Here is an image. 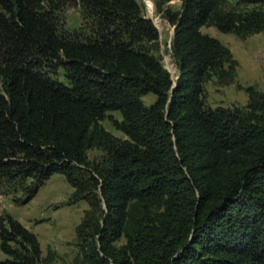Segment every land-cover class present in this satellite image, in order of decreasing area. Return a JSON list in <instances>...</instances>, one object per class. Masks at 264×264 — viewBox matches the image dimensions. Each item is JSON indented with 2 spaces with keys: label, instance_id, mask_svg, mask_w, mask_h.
Instances as JSON below:
<instances>
[{
  "label": "trees",
  "instance_id": "16d2710c",
  "mask_svg": "<svg viewBox=\"0 0 264 264\" xmlns=\"http://www.w3.org/2000/svg\"><path fill=\"white\" fill-rule=\"evenodd\" d=\"M225 1L158 6L175 27L174 79L138 0H0V193H22L16 201L27 204L60 173L75 199L104 202L94 233L87 214L77 228L90 264H264V95L249 87L244 107L205 105V82L238 63L201 31L264 32V9L225 11ZM66 4L82 8L72 32L59 22ZM149 93L157 98L147 106ZM110 111L121 112L116 125L128 138L101 127ZM95 146L108 168L90 163ZM135 200L164 210L130 234ZM0 239V264L43 261L37 236L10 214Z\"/></svg>",
  "mask_w": 264,
  "mask_h": 264
},
{
  "label": "rangeland",
  "instance_id": "374dc122",
  "mask_svg": "<svg viewBox=\"0 0 264 264\" xmlns=\"http://www.w3.org/2000/svg\"><path fill=\"white\" fill-rule=\"evenodd\" d=\"M143 14L152 19L158 28L160 37L155 43L156 55L161 59L164 68L174 79L179 74L173 57L171 41L174 36L173 25L165 18L163 12L158 11L161 6L178 10L182 0H150L151 9L145 0H138ZM221 8L225 11L244 13L253 9H264V6L247 4L241 0H226ZM60 26L64 31H74L83 24L82 8L78 4H66L59 12ZM205 34L219 39L232 52L237 61L235 72L225 77L214 76L204 84L203 100L206 106L217 107H244L249 101V87L264 95V32L249 35L221 32L215 26L205 25L201 28ZM156 95L149 93L143 97L145 105L150 106L156 100ZM123 120L120 111H110L101 127L120 139L128 138L117 123ZM88 159L93 166L100 169L109 167V155L102 147H92L88 150ZM74 188L67 181L66 176L60 173L53 174L40 188L35 197L27 204H20L16 199L23 197L22 193L8 195L0 193V220L10 214L33 232L41 245L43 261L41 264H90L81 252L80 240L77 237V228L88 215L92 227L88 232L94 233L95 227L103 222L104 202H95L91 206L87 200H77L73 197ZM91 191L94 193L93 187ZM164 208L150 202L133 201L129 208L126 223V232L133 234L148 220L155 219ZM264 233V227L262 229ZM127 242L123 235L114 243L121 248ZM8 256L1 250L0 260Z\"/></svg>",
  "mask_w": 264,
  "mask_h": 264
},
{
  "label": "bare ground",
  "instance_id": "6f19581e",
  "mask_svg": "<svg viewBox=\"0 0 264 264\" xmlns=\"http://www.w3.org/2000/svg\"><path fill=\"white\" fill-rule=\"evenodd\" d=\"M145 1L148 3L149 7L153 9V3L150 0H145Z\"/></svg>",
  "mask_w": 264,
  "mask_h": 264
},
{
  "label": "water",
  "instance_id": "95a60500",
  "mask_svg": "<svg viewBox=\"0 0 264 264\" xmlns=\"http://www.w3.org/2000/svg\"><path fill=\"white\" fill-rule=\"evenodd\" d=\"M174 29H175V27H174Z\"/></svg>",
  "mask_w": 264,
  "mask_h": 264
}]
</instances>
